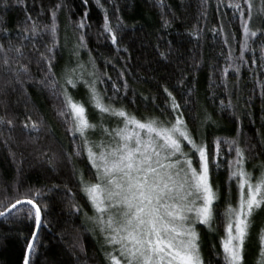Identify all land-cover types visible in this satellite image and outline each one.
Returning <instances> with one entry per match:
<instances>
[{
    "label": "snow or ice",
    "instance_id": "6c2138e0",
    "mask_svg": "<svg viewBox=\"0 0 264 264\" xmlns=\"http://www.w3.org/2000/svg\"><path fill=\"white\" fill-rule=\"evenodd\" d=\"M16 2L23 4V0ZM81 2L85 6L83 15L71 21L77 31L70 49L71 60L60 73L56 72L57 55L61 51L59 13L71 10L68 0H57L48 7L50 22L42 25L26 13L17 43L13 42L10 31L4 27V17L0 15V95L5 96L0 100V106L6 110L5 115H0V141L9 148V154L16 162V154L9 147L10 131L7 138L3 136L5 126L9 130L15 126V116L7 113L9 87L12 92L19 91L25 96L30 86L47 91L58 102L54 110L72 141V150L65 153V158L69 161L83 159L90 165L86 175L73 163L72 174L93 209L92 215L83 211L75 202L76 194L67 189V185L64 187L72 197V209L82 213L93 225L92 228L85 227V231L94 237L98 233L102 238L100 247L104 264H211L203 254L198 225L206 226L214 233L218 227H223V234H218L220 250H216L215 244L211 246L220 264H248L247 253L255 219L264 211V161L253 165L252 169L247 167L251 159L248 153L255 145L242 140L244 133L239 127L235 136H217L209 142L204 134L190 127L184 116L191 104L188 95L182 96L181 103L166 86L163 88L166 93L164 106H157L159 115L155 112L137 115L130 110L124 103L129 89L127 80L123 79L126 69L122 68L118 73V79L123 80L121 84L99 68L98 59H103L106 69L115 57L93 55L94 50L88 46L84 31L92 28L86 10L89 0ZM107 2L111 5V16L109 7L101 0H94L103 11L97 39L109 41L118 56L123 33L129 26L118 15V0ZM200 2V15L206 18L209 0ZM12 3L13 0H0V13L12 7ZM157 4L161 9L170 7L164 0H157ZM222 8L231 12L228 28L225 29L221 20L219 28L211 29L221 37L222 44L227 45V50L220 52L224 59V66L219 69L221 83L225 91H229L227 77L230 70L238 85L242 68H247L264 104V79L259 78L264 72V28L253 27L255 18H264V0H216L217 12ZM43 12L41 7L38 15ZM222 15L227 17L228 12ZM162 20L164 28L171 26L163 12ZM233 23H238L239 40L232 29ZM201 31L196 29L192 35L200 38ZM44 34L50 39L43 42L41 50L37 38L42 40ZM24 41H29V51L35 52V57L24 51ZM127 50L124 47V51ZM82 51L87 59L82 57ZM171 51L169 48L168 52ZM248 53L251 56L246 55ZM159 55L167 59L166 52ZM249 60L256 67H250ZM183 83V79L178 81V84ZM80 87L86 90L83 98L73 94ZM187 92L190 95L193 89L189 88ZM219 103L221 111L235 107L230 92L227 103L225 100ZM236 118L239 123V116ZM194 119L199 121L201 128L209 122L217 123L206 109L202 116ZM21 124L29 133L45 131L44 121L32 120L30 115ZM29 138L32 142L38 139L37 136ZM246 139L250 141L251 138ZM259 142L264 146V135L260 136ZM41 155L46 156V153ZM48 163L55 169L53 157L48 158ZM221 168L228 171V197L223 204L219 203V187L211 177L212 171ZM17 173V178L10 184L14 195L9 196L5 188L3 199H0L3 208L0 218L16 217L33 224L23 264H34L31 258L37 252L38 234L46 225L49 204L44 188L28 186L21 192L19 168ZM233 183L236 187L234 201L231 197ZM258 246L256 264H264V227L259 229ZM73 247L84 252L81 240Z\"/></svg>",
    "mask_w": 264,
    "mask_h": 264
},
{
    "label": "trees",
    "instance_id": "16d2710c",
    "mask_svg": "<svg viewBox=\"0 0 264 264\" xmlns=\"http://www.w3.org/2000/svg\"><path fill=\"white\" fill-rule=\"evenodd\" d=\"M56 2L57 0H35V2L23 0L21 4L13 0L12 7L0 13L4 17V27L10 31L13 42H19L17 35L25 22L26 13L41 25L48 23L50 21L47 9ZM101 2L109 7L111 16V5L107 0ZM164 2L170 7L161 9L157 0H118L120 9L118 15L129 27L123 33L117 56L115 46L103 38L97 39V32L103 23V11L94 0H89L86 10L92 28L84 30L87 33L88 46L94 50V56L115 57L106 69L103 59H98L99 68L106 70L121 84L123 80L118 79V73L122 68L126 69L123 79L127 80L129 89L124 103L137 115L153 112L159 115L157 106H164L166 93L163 88L166 86L181 103H183L182 96L188 95L191 104L184 112V116L190 127L204 134L209 142L217 136H235L238 127L241 128L244 133L242 140L255 145L248 153L251 159L247 167L252 169L253 165L264 161V146L259 142L260 136L264 135V104L259 96V88L256 87L247 68H242L238 85L230 70L227 77L229 91H225L219 69L224 66L220 52L222 49L226 51L227 45L222 44L221 37L211 31L214 26L219 28L221 20L225 29L228 28L231 20L230 10L222 8L221 12H217L216 0H209L208 15L202 18L200 0H164ZM68 4L71 10H61L59 13L61 51L57 55V73H60L65 63L70 61V52L67 54L65 46L66 39L69 43L71 40L73 43L76 40L77 31L71 21L78 20L85 10L81 0H68ZM41 7L44 8V12L38 15ZM162 12L171 21V26L168 28L162 26ZM223 12H228L227 17L222 15ZM253 27L264 28V18H255ZM196 29H202L200 38L192 35ZM232 29L236 31L239 40L238 23H233ZM25 35L29 34L25 33ZM49 39L47 34L43 35L42 40L37 38L41 50H43V42ZM24 43L26 45L24 51L29 56L35 57L36 53L29 51L31 48L29 41ZM124 47H127V52L124 51ZM236 47L238 54L239 45L237 44ZM169 48L172 49L170 53ZM160 52H166L167 59L160 56ZM83 54L86 55L85 52ZM246 55L251 56L250 53ZM249 65L256 67L251 65L250 60ZM259 78L264 79V72L260 73ZM181 79L184 81L182 85L178 84ZM189 88L193 89L190 95L187 92ZM229 92L235 107L221 111L219 102L225 100L227 103ZM27 93L28 95L25 96L19 91L12 92L11 87L7 91V113L15 116V126L11 130L5 126L3 136L7 138L10 131L12 140L9 141V147L16 154V162L9 154V148L0 141V199H3L5 188L9 196L14 195L10 184L17 178L18 168L21 192L28 186L45 189V200L49 204V210L46 225L38 234L37 252L31 258L34 264H104L100 247L102 240L97 235L94 237L92 233L85 231V227H92L82 213H76L72 209V197L67 194V189H71L72 193L76 194L75 202L82 206L83 211L88 214L93 212L79 190L77 179L72 174L73 163L83 169L86 175L90 165L83 159L69 161L65 158V153L72 150V141L54 110L58 102L53 100L47 91L37 87H28ZM4 99L5 96L0 95V100ZM205 109L217 123L209 122L207 126L201 128L199 121L194 117L202 116ZM5 112V108L0 106V115H5ZM28 115L32 120L44 121L45 131L27 132L21 121ZM30 136H37L38 139L32 142ZM247 137L251 138L250 141L246 139ZM41 153H46V156H42ZM49 157L54 158L55 169L48 163ZM211 177L219 187V203L223 204L228 197V171L226 168L212 171ZM48 189L52 190L48 191ZM231 197L234 201L236 197L234 183ZM0 210L3 208L0 207ZM263 225L264 220L260 228ZM260 228L257 230L259 231ZM198 229L202 236L204 256L210 259L211 264H220L219 257L213 254L211 246L215 244L216 250H220L218 234H223V227H218L216 233L203 225H198ZM32 230L33 224L27 219L0 218V264H23L27 239ZM77 240L82 241L84 252H80L78 247H73ZM257 248H259L258 244ZM254 259V257L251 259L253 264Z\"/></svg>",
    "mask_w": 264,
    "mask_h": 264
},
{
    "label": "rangeland",
    "instance_id": "374dc122",
    "mask_svg": "<svg viewBox=\"0 0 264 264\" xmlns=\"http://www.w3.org/2000/svg\"><path fill=\"white\" fill-rule=\"evenodd\" d=\"M71 40V39H70ZM69 40L66 39V51L68 52L67 54H69L70 49L73 46V42L71 40V42H68ZM81 55L84 59H87V56L85 54H83V52H81ZM69 58L71 60V55L69 54ZM85 92L86 90L83 87H80L77 91H75L73 94L77 97V98H83L85 96ZM93 212L89 215H92ZM264 220V211L260 212L257 214V217L255 219V224L254 227L252 229V234H251V240L249 242V247H248V253H247V260H248V264H253V262L251 261L252 257H254V264H256V261L259 259V248H257V244H258V230L257 228H260V224L263 223ZM89 224L91 225V227H93V225L89 222ZM264 227V225L262 226ZM97 237L102 240V238L99 237V234H96ZM103 243V240H102ZM256 253V254H255Z\"/></svg>",
    "mask_w": 264,
    "mask_h": 264
}]
</instances>
